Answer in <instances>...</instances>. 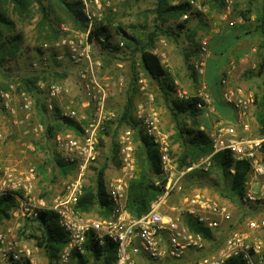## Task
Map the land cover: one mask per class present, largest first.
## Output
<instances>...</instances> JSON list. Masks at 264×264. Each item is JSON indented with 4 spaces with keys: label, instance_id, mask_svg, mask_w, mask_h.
<instances>
[{
    "label": "rangeland",
    "instance_id": "rangeland-1",
    "mask_svg": "<svg viewBox=\"0 0 264 264\" xmlns=\"http://www.w3.org/2000/svg\"><path fill=\"white\" fill-rule=\"evenodd\" d=\"M79 1L82 14L86 19L85 26H81L70 19L58 6L56 0H44V5L48 7L51 14L50 18L54 23V28L59 32V37L55 41H48L47 37L52 39L51 31L47 27L42 28L39 26L42 13L37 2L33 3L29 12L24 13L23 16H20L14 10V6L7 5L6 16L13 22L14 26L11 30L0 26V32L5 37L9 38L14 35L21 37V48L18 57L6 59L0 64V129L3 133V138L0 140V151L3 156V164L16 167L23 172L31 167L36 169V181L29 195L30 201L26 200L28 210L24 211L31 216L24 218L21 215L23 211L18 201L16 208L10 212L11 217L0 222V233L11 229L16 234L19 246L29 248L31 255L28 256L23 253L21 261L14 263L6 260L3 264H49V258L45 251L38 248L36 241L30 236L32 228L29 227V230L25 231V226H29L36 209L53 205L58 197L63 195L64 188L75 176L74 167H68L70 172L64 176L62 169L57 164V159L62 160L63 157L62 152L55 145L54 137L57 134L67 133L79 135L81 126L78 122H75V126H69L65 122H61L55 114L59 112L61 104L64 102H72L76 108L80 109L81 114L88 117L90 112L81 108L85 95L79 87L76 67L73 65L67 49L61 44L64 38L69 36V38L76 40L85 39L87 33L90 32L89 42L93 43L92 58L102 64L103 76L109 77L114 83H117L115 87H111L107 108L117 115L119 126L116 129L109 128L108 132L102 137L101 157L98 162V165L106 161L109 163L106 176L113 169H118L108 159L111 157L115 144L119 147L118 137L120 133L132 128L137 150L142 145L139 138L142 133L141 130L136 129L137 123L135 125L122 123L120 120L127 93L131 92V89L135 90L136 95L134 116L139 104L149 103L161 113L164 129L172 135L175 131L169 107L164 102L157 83L148 77L142 69L140 52L134 51L135 46L125 39V33H127L143 41L146 40L147 31L153 29L155 16L152 11L155 8L156 0H86L89 4L87 9L91 19L85 13L86 4L84 0ZM207 1L171 0V3L172 5H178L187 2L192 6V13H188L189 18L185 23V29L188 28L196 32V41L199 47L202 39L210 38V57L207 67V78L210 81V85L222 90V85L215 78L226 74L230 69L231 62L234 61L236 68L241 67L237 86H243L248 91L253 92L254 95H258L260 100L264 95V75L259 74V64L262 58L260 57L258 46L260 45L261 37L256 33H252L254 16L252 15L249 18L250 20L247 21L242 14L247 12L249 7L254 9V11L260 10L264 0H229L231 10L227 14L226 19L224 17L227 11V0H224L222 10L211 8ZM231 22L234 25H230ZM177 25L176 22L171 23V27L174 29ZM164 27L166 28L167 24ZM63 28H67L68 31L65 32ZM101 31H103L102 35L97 34ZM248 31H251V33L247 34ZM190 45L188 39L182 33V36L177 41L161 37L152 49V51L158 49L167 53L170 65L168 72L175 79V84L177 85V94L175 96L177 97H179V92L195 96L201 88L198 77L196 79L193 77L192 70L186 64L185 53L190 48ZM254 48L256 51L251 52ZM219 58L223 59L219 61ZM197 59L193 57L191 64ZM241 60H246L244 65H241ZM34 63L38 64V68L33 67ZM32 75L38 76L34 88L35 96L25 90L22 85V80ZM134 75H136V79ZM209 76L214 77L210 79ZM140 78H146L148 81L146 92L141 90L139 85ZM119 80H122V85L118 84ZM39 83H44L45 87L55 83L62 84L69 91L62 97V102H55L54 113L50 112L51 115L45 120L46 123L53 125H65L64 128L56 131L52 136L49 135L44 118L40 115V112H43L42 107L46 104L44 90L40 88ZM5 92H11L13 97L10 105L17 110H19L23 100L22 96H20L22 93H25L32 101L33 111L30 121H27L24 125L14 122L15 117L5 108L4 99L1 97V94ZM147 93L153 96L152 101ZM36 94L39 96L38 102ZM227 108L233 111L232 107L226 105L223 101H216L215 109L220 113L223 114ZM255 111L256 104L254 103L252 109L253 122H251L253 135L257 129ZM204 114H202L201 119L208 125L219 120L214 114H210L208 118ZM18 117L23 118L24 113L18 112ZM226 120L232 124L235 123L232 118H226ZM39 124L44 126V132L40 136L27 133L31 131L32 126ZM174 149L176 153L180 150L177 144H174ZM198 173L185 181L187 193L200 191L230 205L232 209L231 223L232 221L238 222L240 214H242V220L249 217L250 219L259 218L264 215V209L257 205L243 206L247 208V213L240 211L239 209L242 210L241 206L234 201L235 198L232 199L229 180L217 169L212 168L208 173ZM109 176L112 175L107 177ZM93 179L94 173L91 171L87 177V186L93 184ZM253 188L258 190L256 184H254ZM20 196L24 198V193H20ZM179 200V197H174L170 201L169 206L178 204ZM98 210L97 208L96 211L88 215L100 216ZM168 210L170 211V208ZM188 221V218H185L184 222L187 223ZM225 227L226 225L223 223L220 228L213 230L215 233L214 243L221 241L216 248L212 249L216 245L212 243V239L207 240V246L204 250L198 253L196 251L186 252L184 255L186 260L184 258L177 261L168 259L157 264H198L204 258L217 256L227 238L233 234L223 235L224 237L220 238ZM71 264H77L73 261V258ZM137 264L148 263L143 259H139Z\"/></svg>",
    "mask_w": 264,
    "mask_h": 264
},
{
    "label": "built area",
    "instance_id": "built-area-1",
    "mask_svg": "<svg viewBox=\"0 0 264 264\" xmlns=\"http://www.w3.org/2000/svg\"><path fill=\"white\" fill-rule=\"evenodd\" d=\"M86 4L85 13L91 19ZM193 2V1H192ZM191 2V3H192ZM98 3V1H96ZM230 1L227 0L225 19L230 13ZM188 14L183 15L182 20H187ZM234 25V23H230ZM65 32L68 29L63 28ZM89 34L85 39L79 40L64 38L61 44L67 49L68 55L76 67L80 89L84 92L81 103L83 110L89 111L90 116L81 114L72 102L61 104L56 117L61 122L68 120L78 122L81 126L79 135L57 134L54 137L56 147L62 152V161L74 167V178L64 188L63 195L50 207H42L35 210L33 216H37L40 210L54 211L58 214L59 223L67 236V244L59 255L57 264H71L75 251L83 254L85 243L90 234L100 246L106 240L112 241L117 248L115 264H137L139 259L148 264H157L164 260H181L186 252L193 250L196 253L204 250L207 246L206 237L199 232L192 231L188 227L185 218L192 220L199 226L214 230L231 220V212L218 200L203 192L187 193L185 191V177L194 170L209 172L212 169V157L219 152H229L236 162H247L251 171L246 182V192L242 202L246 207L257 205L264 209V133L259 136L253 135L252 109L255 103L253 92L243 86H232L230 79L235 64L221 78L222 101L232 107L236 113V122L227 124L216 120L210 125L203 124L201 130L205 131L213 142V153L200 159L186 170H179L176 151L171 141L172 134L163 127L161 113L149 103L139 104L135 112L136 129L141 130L143 136L154 144L160 158L162 178L155 177L154 184L160 188L159 195L151 203L150 209L141 217L133 216L127 209V193L130 182L134 179L137 165V147L134 140V130L126 129L119 134V161L118 173L107 177L106 187L112 201V210L107 217L91 216L81 213L78 204L87 186V177L98 166L101 157V139L109 128L116 129L119 126L117 115L107 108L111 87H115L111 78L102 74V64L92 58L91 50L93 43L89 42ZM104 42V40H102ZM100 43V42H99ZM210 38H204L200 44L199 58L194 61V71L197 74L200 90L197 96L204 102V115L206 118L214 114L216 109L214 100L208 90L206 81L207 63L210 57ZM47 46V45H45ZM103 46V45H102ZM163 67L169 71V59L167 53L153 50ZM121 67L120 64H118ZM38 68V64H33ZM45 104L48 111H55V102H62L64 95L69 91L62 84H52L45 87ZM122 85V80L118 81ZM141 90L146 92L148 81L146 78L139 79ZM150 100L153 96L148 94ZM22 102L19 110L10 105L12 94H1L5 108L15 117V123L24 125L32 119V101L22 93ZM180 98H188L187 93L179 92ZM201 106V105H200ZM18 112L24 113L23 118L18 117ZM44 132V126L34 125L31 131L35 136ZM3 133L0 129V140ZM141 143V141H140ZM235 173V168L230 169ZM36 181V169L29 168L23 172L13 166L3 164V156L0 151V197L11 195L15 197L21 206V215L26 218L31 216L27 211L26 200L30 201V193ZM254 184L258 190L253 188ZM24 193V198L20 196ZM174 197H179V203L169 206ZM170 208L165 212L166 207ZM105 211V207L102 208ZM248 227L257 235L242 231L229 236L217 256L207 257L198 264H226L230 257H240L246 264H264V239L258 235L264 234V215L248 221ZM23 253L31 255V250L26 246L20 247L16 234L8 229L0 233V264L6 260L17 263L22 260Z\"/></svg>",
    "mask_w": 264,
    "mask_h": 264
},
{
    "label": "trees",
    "instance_id": "trees-1",
    "mask_svg": "<svg viewBox=\"0 0 264 264\" xmlns=\"http://www.w3.org/2000/svg\"><path fill=\"white\" fill-rule=\"evenodd\" d=\"M58 6L65 12V14L74 22L81 26H85L86 19L84 18L81 10V3L79 0H56ZM37 2L42 13L40 27H47L51 31V36L47 37L48 41L57 40L59 32L54 28V23L50 18L48 7L44 5V0H0V26L8 30L13 29V22L6 16L7 5L14 6V10L23 16L28 13L30 6ZM208 5L211 8L222 10L224 7V0H208ZM152 13L154 14L153 29L147 31L146 40L138 39L125 33V39L133 44L134 51L141 54V66L148 77L154 80L164 102L169 107L172 121L174 123V134L171 136L172 144H177L180 148L176 153L177 163L179 170H186L200 159L209 156L213 153V142L209 135L201 130L203 124L208 125L203 121L202 114L204 113V102L197 95L189 96L188 98H180L175 96L177 94V85L171 73H169L162 65L160 59L152 53V49L156 46L157 41L164 37L168 40H178L182 33L188 39L190 48L186 50L185 60L188 68L192 70L193 77L196 79L197 74L194 71V66L191 64L193 57L199 58L200 47L196 41V32L191 29H185L187 20H183V15L192 13V6L187 3H180L172 5L171 0H156L155 8ZM254 16L252 22L253 31L261 37L260 57L262 61L259 64V74L264 75V4L260 10L254 11L251 7L242 16L245 20H250ZM176 22L177 27H171V23ZM178 22V23H177ZM167 24V27L164 26ZM136 28V27H135ZM105 30V29H104ZM186 31V32H185ZM103 31L97 33L102 35ZM248 31L247 34H250ZM51 39V40H50ZM21 37L14 35L13 37H5L0 32V64L6 59H15L18 57L20 51ZM130 48V47H129ZM214 77V76H213ZM209 76L210 79H213ZM136 79V75H134ZM221 76L216 77L215 80L221 84ZM38 76H28L22 80V85L29 93H35L34 88ZM199 81V80H198ZM208 88L212 93L215 100H218L219 90L210 85L208 80ZM35 96V95H34ZM135 90L127 93L126 102L123 107L121 122L136 124L134 119L135 107ZM256 111L255 121L257 129L254 136H259L264 133V95L259 100L258 95H255ZM36 100L39 101V96L36 94ZM201 105V106H200ZM43 106V105H41ZM40 115L45 120L51 115L46 105L42 107ZM65 124L75 126L74 121L68 120ZM48 133L52 136L56 131L61 130L65 125H53L46 123ZM142 145L138 148L136 153L137 170L134 179L130 182L129 190L127 193L126 206L128 211L135 217H141L150 209L151 203L159 195L160 188L154 184V178H162V169L158 152L150 139L140 135ZM118 145L115 144L109 162L115 167H119ZM264 154V150H263ZM57 164L62 169L63 175L66 176L70 170L61 159H57ZM109 163L106 161L96 167L94 170L93 184L86 186L84 194L78 204V210L84 214H90L99 209L100 216L107 217L112 210V201L108 195L106 181V172ZM234 167L235 173L232 174L230 169ZM212 168L217 169L220 173L229 180L232 199L243 205L242 198L246 192V182L248 175L251 171V166L247 162H236L234 157L229 152H219L212 157ZM200 170H194L188 173L185 181L189 177H193ZM208 173V172H204ZM199 174V173H198ZM187 192V186L185 185ZM18 200L11 195H4L0 197V222L11 217L10 212L16 208ZM105 207V211L102 208ZM246 207V206H245ZM30 220V219H28ZM29 223V222H28ZM32 228L30 235L35 241L36 246L45 251L49 258V264H57L61 251L67 244V236L59 223L58 214L54 211L40 210L38 215L30 220L29 226H25V231ZM188 227L195 232L202 233L207 240H213L214 236L210 230L204 229L192 220L188 221ZM117 248L116 245L106 240L105 244L100 246L94 238V234H90L85 243V252L83 254L75 251L73 253V261L77 264H115ZM226 264H246L240 257H230L227 259Z\"/></svg>",
    "mask_w": 264,
    "mask_h": 264
},
{
    "label": "crops",
    "instance_id": "crops-1",
    "mask_svg": "<svg viewBox=\"0 0 264 264\" xmlns=\"http://www.w3.org/2000/svg\"><path fill=\"white\" fill-rule=\"evenodd\" d=\"M255 52L256 50H255V48L253 49V50H251V52ZM220 59V58H219ZM223 58H221L219 61H221ZM241 62V65L243 64L244 65V63L246 62V60H241L240 61ZM208 63H209V60H208ZM208 63H207V67H208ZM232 64H234V61H232L231 62V64L230 65H232ZM240 72H241V67H239V68H236L234 71H233V74H232V76H231V79H230V84L232 85V86H237V84H238V78H239V74H240ZM205 78H206V81H207V83H208V78H207V70H206V76H205ZM246 89V88H245ZM247 90V89H246ZM221 92H222V90H219V95H218V100H221L222 101V98H221ZM212 94V93H211ZM213 97V96H212ZM213 100H214V106H215V103H216V100H215V98L213 97ZM233 110V109H232ZM214 115H215V117L216 118H218L220 121H223V122H226L227 124H232L230 121H228V120H226V118H232L233 120H234V122H236V113H235V111L233 110V111H231V110H229L228 108L227 109H225L224 110V112H223V114L222 113H220L219 111H217V109H216V111H215V113H214ZM118 173V169H113L109 174L107 173V176L108 175H115V174H117ZM110 177V176H109ZM218 200V199H217ZM219 201V200H218ZM221 204H223L224 206H226V208L231 212V214H232V209H231V206L230 205H228L227 203H223V202H221V201H219ZM169 207H166L165 209H164V211L165 212H169ZM241 208H242V210L241 209H239L240 211H244V212H248V210H247V208H245V207H243V205H241ZM247 210V211H246ZM232 216V215H231ZM241 216H242V214H240L239 215V219H238V222H234V221H232V223L230 222V221H226V222H224V224L226 225V227H225V230H224V232L222 233V235H221V237L220 238H222V237H224L223 235H228V234H230V233H238V232H242V231H246V232H249L251 235L253 234H255V235H257L256 233H254V231H252V230H250L249 229V227H248V221H250L251 219H257V218H251L250 219V217L249 218H247V219H244V220H242L241 219ZM233 222H234V224H233ZM203 228V227H202ZM205 229V228H204ZM209 230V229H208ZM211 231V233L213 234V236H215V233H214V231L213 230H210ZM258 235L259 236H261L263 239H264V234H260V233H258ZM219 238V239H220ZM214 239H215V237H214ZM220 242L221 241H219V242H215L214 243V240L212 241V243H214V244H216L215 246H213L212 247V249H214V248H216L219 244H220ZM226 242V241H225ZM222 249V248H221ZM190 251H193V250H190ZM220 252V251H219ZM214 254V253H213ZM184 260H186V258H184ZM188 261H190V259H188Z\"/></svg>",
    "mask_w": 264,
    "mask_h": 264
}]
</instances>
